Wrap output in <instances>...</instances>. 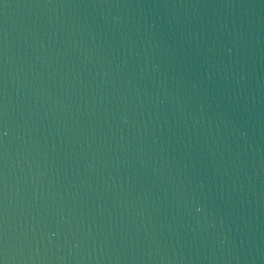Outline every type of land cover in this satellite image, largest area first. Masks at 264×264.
<instances>
[{
    "label": "water",
    "instance_id": "95a60500",
    "mask_svg": "<svg viewBox=\"0 0 264 264\" xmlns=\"http://www.w3.org/2000/svg\"><path fill=\"white\" fill-rule=\"evenodd\" d=\"M0 264H264V0H0Z\"/></svg>",
    "mask_w": 264,
    "mask_h": 264
}]
</instances>
